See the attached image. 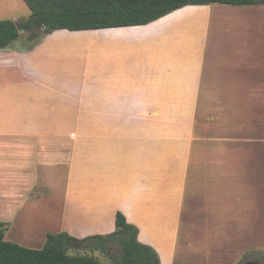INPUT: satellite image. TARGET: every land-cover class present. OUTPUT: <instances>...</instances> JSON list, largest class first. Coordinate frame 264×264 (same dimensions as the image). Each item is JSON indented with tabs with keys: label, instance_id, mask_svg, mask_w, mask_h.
<instances>
[{
	"label": "crops",
	"instance_id": "0c3cea01",
	"mask_svg": "<svg viewBox=\"0 0 264 264\" xmlns=\"http://www.w3.org/2000/svg\"><path fill=\"white\" fill-rule=\"evenodd\" d=\"M214 7L0 51L6 241L40 250L50 234L106 236L121 212L161 264H176L185 219L263 247L264 41L212 50V18L199 16ZM184 12L199 18L161 29ZM80 37L92 42L77 56L57 54Z\"/></svg>",
	"mask_w": 264,
	"mask_h": 264
},
{
	"label": "trees",
	"instance_id": "16d2710c",
	"mask_svg": "<svg viewBox=\"0 0 264 264\" xmlns=\"http://www.w3.org/2000/svg\"><path fill=\"white\" fill-rule=\"evenodd\" d=\"M31 11L25 21H0V51L7 50L22 32L31 43L56 32L96 31L142 27L189 6H261L264 0H22ZM6 227L0 224V264H102L88 255H71L76 244L89 251L106 250L117 240L123 254L116 264H161L158 253L142 244L139 230L121 213L116 216L112 234L76 239L67 233L50 234L40 250L22 247L5 240Z\"/></svg>",
	"mask_w": 264,
	"mask_h": 264
},
{
	"label": "rangeland",
	"instance_id": "374dc122",
	"mask_svg": "<svg viewBox=\"0 0 264 264\" xmlns=\"http://www.w3.org/2000/svg\"><path fill=\"white\" fill-rule=\"evenodd\" d=\"M204 12L206 13L199 16L202 20H206L208 17L212 18L209 45L212 50L218 45L244 48L251 42L256 45L259 44L258 41H264V7L215 5L213 13ZM30 15L31 11L22 0H0V21L9 19L21 23ZM194 15L186 14V12L174 15L165 22V26L162 25L161 29L180 33V25L199 18ZM21 34L17 44L22 43L25 47L31 46L32 43L28 41L27 34L24 32ZM91 42V39L82 37L62 40L58 42L57 54L64 58L67 56L74 58L79 51H82L84 45ZM58 178H60V182H58V188L55 191L56 195L59 194L60 186L63 183V172L59 174ZM55 204L57 206V203ZM186 212V216H188L189 202H187ZM185 220L181 229L176 264H246L248 262L264 264V229L257 230L261 232L263 247L254 246V248L244 251L245 238L241 237L243 235L240 234V230H224L216 237L214 233H219V230L201 227L199 222L192 223V227H189V222L187 219ZM244 235L249 234L245 233ZM248 237L250 238V236ZM75 246L77 248L70 251L71 255H88L102 264H116L123 254L122 246L117 240L108 242L105 251L92 252L78 244ZM242 250L243 252H241Z\"/></svg>",
	"mask_w": 264,
	"mask_h": 264
},
{
	"label": "flooded vegetation",
	"instance_id": "af4514ba",
	"mask_svg": "<svg viewBox=\"0 0 264 264\" xmlns=\"http://www.w3.org/2000/svg\"><path fill=\"white\" fill-rule=\"evenodd\" d=\"M248 263H255V264H260V263H258V262H248ZM248 263H246V264H248Z\"/></svg>",
	"mask_w": 264,
	"mask_h": 264
},
{
	"label": "water",
	"instance_id": "95a60500",
	"mask_svg": "<svg viewBox=\"0 0 264 264\" xmlns=\"http://www.w3.org/2000/svg\"><path fill=\"white\" fill-rule=\"evenodd\" d=\"M248 264H255V263H248Z\"/></svg>",
	"mask_w": 264,
	"mask_h": 264
}]
</instances>
